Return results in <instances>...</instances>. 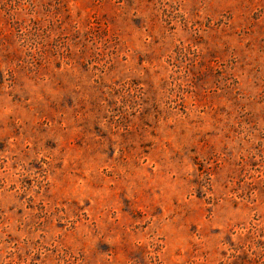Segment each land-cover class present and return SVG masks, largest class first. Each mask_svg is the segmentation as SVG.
<instances>
[{
  "label": "rangeland",
  "instance_id": "374dc122",
  "mask_svg": "<svg viewBox=\"0 0 264 264\" xmlns=\"http://www.w3.org/2000/svg\"><path fill=\"white\" fill-rule=\"evenodd\" d=\"M0 264H264V0H0Z\"/></svg>",
  "mask_w": 264,
  "mask_h": 264
}]
</instances>
